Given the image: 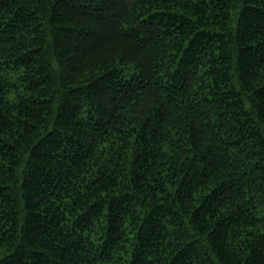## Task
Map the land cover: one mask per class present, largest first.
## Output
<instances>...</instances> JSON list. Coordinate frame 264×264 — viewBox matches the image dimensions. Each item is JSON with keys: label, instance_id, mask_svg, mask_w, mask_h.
<instances>
[{"label": "trees", "instance_id": "trees-1", "mask_svg": "<svg viewBox=\"0 0 264 264\" xmlns=\"http://www.w3.org/2000/svg\"><path fill=\"white\" fill-rule=\"evenodd\" d=\"M0 264H264V0H0Z\"/></svg>", "mask_w": 264, "mask_h": 264}]
</instances>
